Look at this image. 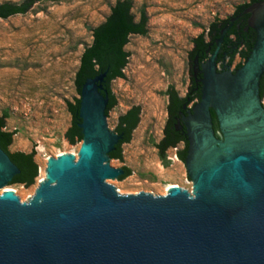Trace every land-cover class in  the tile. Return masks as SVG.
Masks as SVG:
<instances>
[{
  "label": "water",
  "instance_id": "water-1",
  "mask_svg": "<svg viewBox=\"0 0 264 264\" xmlns=\"http://www.w3.org/2000/svg\"><path fill=\"white\" fill-rule=\"evenodd\" d=\"M243 14L257 38L222 87L215 79L217 58ZM215 44L205 66L206 125L193 145L206 157L194 193L173 187L160 196L124 195L113 185L125 169L113 167L106 155L122 136L112 131L110 111L106 115L104 72L81 89L79 158L51 156L48 179L30 202L3 192L20 169L0 147V264H264V0L230 18ZM194 63L199 68L198 57ZM214 92L231 102L218 113L234 137L223 143L208 128ZM246 135L250 139H239Z\"/></svg>",
  "mask_w": 264,
  "mask_h": 264
},
{
  "label": "rangeland",
  "instance_id": "rangeland-1",
  "mask_svg": "<svg viewBox=\"0 0 264 264\" xmlns=\"http://www.w3.org/2000/svg\"><path fill=\"white\" fill-rule=\"evenodd\" d=\"M23 0H0L20 3ZM249 0H133L132 13L148 16L145 35L131 34L124 77L111 82L116 105L110 110L112 131L119 117L140 107V121L130 142L122 147L123 160L115 168L131 175L113 184L124 195L167 194L171 185L194 193L183 161L175 148L163 164L155 143L163 137L168 119V93L184 96L190 83L193 40L216 19L231 16ZM116 0H41L25 14L0 18V116L8 113L5 130L14 132L10 150L36 151L39 174L31 186L12 184L22 202L36 196L48 179L46 157L73 152L79 158L81 142L71 144L66 132L72 123L68 102L80 97L75 83L84 49L93 41L91 28L100 25ZM243 62L236 55L233 64ZM40 167L44 176H40Z\"/></svg>",
  "mask_w": 264,
  "mask_h": 264
},
{
  "label": "trees",
  "instance_id": "trees-1",
  "mask_svg": "<svg viewBox=\"0 0 264 264\" xmlns=\"http://www.w3.org/2000/svg\"><path fill=\"white\" fill-rule=\"evenodd\" d=\"M41 0H23L20 3L4 2L0 4V18L6 19L16 14L27 13L35 3ZM262 0H249L238 4L234 13L225 19L214 20L209 28L200 33L194 38V46L190 51L191 61L196 55L204 58L211 55L216 47L215 41L221 35V29L230 23V18L240 14L251 3ZM133 0H116L112 5L107 18L100 25L91 28L93 32V41L87 46L81 56L80 66L77 70L75 83L77 90L81 95L83 84L89 78H94L104 72H107L104 86L109 95V103L106 109V115L116 105V96L112 91V80L124 77V68L127 66L129 53L125 50V46L129 42L131 34L145 35L148 31V16L143 9L140 12V17L137 19L132 13ZM239 24V25H238ZM248 26V15H241L230 27L225 35L222 43V48L231 53V61L236 55H241L247 59L251 49L255 44L257 33L254 28ZM243 40V42H241ZM207 51L209 53L207 54ZM243 63H239V67ZM172 94L171 106L177 107L184 98L179 97L175 89H171ZM261 96L264 97V74L261 78ZM81 98L77 97L74 101L68 102V109L72 114V123L66 132V138L71 144H76L83 139V133L79 127L81 119L79 117ZM8 113L5 112L0 116V147L9 155L13 163H15L20 172L13 176L9 182L12 184H24L27 187L35 183L39 174V166L35 160L36 151H14L10 150V145L13 142L14 132L5 130L6 119ZM140 121V107L133 106L126 113L119 117L115 132L121 135V140L117 144L116 150L111 154V158L123 160L122 145L130 142L132 133ZM178 142L171 135H165L159 142L155 143L158 148L159 156L164 165L168 166L171 163L167 151L174 147ZM180 159H183L179 155ZM125 174L120 176V179H125L131 175V169L124 166Z\"/></svg>",
  "mask_w": 264,
  "mask_h": 264
},
{
  "label": "flooded vegetation",
  "instance_id": "flooded-vegetation-1",
  "mask_svg": "<svg viewBox=\"0 0 264 264\" xmlns=\"http://www.w3.org/2000/svg\"><path fill=\"white\" fill-rule=\"evenodd\" d=\"M241 42H243V40ZM210 56L211 55H207L204 58H200L199 55L195 56V58L198 57L199 68H195V63H194L195 59L191 61L192 67L190 72V83L187 92L184 96L178 94L179 97L184 98V100L180 102L177 107H174L173 105L171 106L172 94L168 93V97H169L168 107H167L168 119L163 130V137L165 135L168 136L171 135L173 138L178 140L176 145L172 148H175L176 156L178 158L179 155L183 158V159L180 158L179 159L183 161L186 166L188 177L193 182V188H194V176L197 173V171L201 168L202 164H204L206 161V157L204 156L205 151L198 154L193 149V145L198 138L202 137L203 134L202 129L204 128L203 126L206 125V120H207V117L205 116L204 111L201 108V102L204 96L205 81H207V71L205 69V66ZM234 59L231 61V53L224 50L221 46V50L217 58L215 79L222 87L226 83L231 81L234 73L239 68L238 66L239 64L236 65L233 64ZM242 59L243 62L241 63L244 64L246 59H244L243 57ZM104 83H105V79L102 82L103 89L101 90V92L103 94H106L107 90L104 86ZM213 96L214 97L209 104V111L211 115L212 125L208 128L212 130L214 138L218 140L219 143H223L227 139H231L233 136H231L230 133L226 131V129L221 127L218 113L219 111L223 112L228 109V107L231 104L230 100L228 99L230 97H227L225 100L219 101L216 99L215 92L213 93ZM78 114L80 117V113ZM80 119L81 122L79 123V127L80 124L83 122V119L81 117ZM246 127L247 126H243L241 129H245ZM80 128L83 133V128L82 127ZM113 132L116 133L115 131ZM239 139L241 140L250 139V135L239 136ZM83 141H84V133H83V139L79 142H83ZM118 143H116L113 146V148L106 154L109 160L116 159V158H111L110 156L116 150ZM213 145H219V144H213Z\"/></svg>",
  "mask_w": 264,
  "mask_h": 264
},
{
  "label": "bare ground",
  "instance_id": "bare-ground-1",
  "mask_svg": "<svg viewBox=\"0 0 264 264\" xmlns=\"http://www.w3.org/2000/svg\"><path fill=\"white\" fill-rule=\"evenodd\" d=\"M70 154L73 155V156H75V154L73 152H70V153H68V152H60L59 154H57V157H59L61 159H64L67 156H69ZM50 159H51V156L46 157V160L47 161L50 160ZM44 172H45L44 171V168L43 167H40V176H41V178H42V176H44ZM173 187H179V186L171 185L169 187V189H171ZM3 192H6L7 194H16L15 189L12 188V187H7Z\"/></svg>",
  "mask_w": 264,
  "mask_h": 264
}]
</instances>
